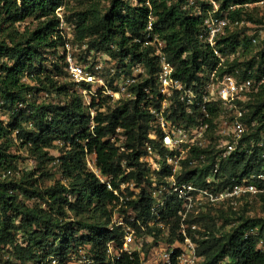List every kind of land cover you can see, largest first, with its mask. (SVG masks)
<instances>
[{
	"label": "trees",
	"instance_id": "obj_1",
	"mask_svg": "<svg viewBox=\"0 0 264 264\" xmlns=\"http://www.w3.org/2000/svg\"><path fill=\"white\" fill-rule=\"evenodd\" d=\"M213 1L217 7L208 0L200 12L191 13L190 0H83L87 6L73 13L75 42H88L115 60L122 71L138 64L144 67V73L129 86L128 99L112 105V97L98 90L88 105L68 74L65 56H58L66 40L57 10L67 7L68 0H0V108L11 118L7 123L0 118V171L7 172L5 177L0 174V261L64 264L86 256L91 264H143L138 252L110 255L108 244L116 240L122 246L123 231L112 226L119 206L122 213L126 206L136 212L145 227L139 228L141 234H155L156 228L148 224L153 204L146 186L150 161L143 158L148 155V145L156 156L169 152L158 119L151 112V107L161 109L164 99L157 80L161 63L158 41L163 44L160 51L174 67L173 77L200 100L215 71L219 78L236 69L243 78L264 76V28L253 33L237 30L217 38L216 48L225 56L223 64L214 46L201 36L210 15L228 19L222 37L232 25L250 17V4L264 0ZM30 19L31 23L23 26ZM258 47L262 49L256 55H247ZM238 51L243 55L236 56ZM61 76L67 79L63 81ZM41 93L55 95L57 101H44ZM241 105L247 108L249 121H259L257 129L261 130L264 83ZM188 107L176 92L164 115L173 125L188 127L200 114L196 104L192 112ZM208 110L212 123L219 110L215 105H209ZM13 147L26 150L36 160V167L19 169L21 157L11 151ZM52 149L59 155L52 154ZM90 156L109 178L107 182L89 168ZM214 161L212 148L190 149L182 159L179 181L204 185ZM48 165H53L62 179L45 185L42 179L55 177ZM262 167L258 151L234 154L222 164L214 189L240 182ZM162 174L168 171L164 169ZM131 184L138 190L136 195L134 191L125 193L132 190ZM114 190H119L120 196ZM256 197L264 205V194ZM243 201L248 205L246 198ZM180 210L181 203L170 197L162 213L166 226L179 228ZM243 210L226 218V231H218L214 222L206 223L204 231L198 225V264H264V217L248 216ZM188 222L197 221L189 218Z\"/></svg>",
	"mask_w": 264,
	"mask_h": 264
},
{
	"label": "built area",
	"instance_id": "obj_2",
	"mask_svg": "<svg viewBox=\"0 0 264 264\" xmlns=\"http://www.w3.org/2000/svg\"><path fill=\"white\" fill-rule=\"evenodd\" d=\"M211 2L217 7L215 1L211 0ZM61 9L62 7L57 10L58 15H60L59 11ZM228 23L227 18L210 16L206 20L207 30L201 35L214 46V52L220 64L225 62V56L216 48L217 38ZM151 27L150 23L148 28L151 29ZM66 46L70 49V43H67ZM162 46V42L158 41L157 55L160 56L161 63L157 80L160 93L164 99L161 109L151 107V112L158 119L163 132L162 141L169 152L165 153L164 156H157V164L150 165L152 173L160 175L161 179H153L154 187L150 191L153 204L148 224L155 228L166 226L162 221V213L167 207L168 199L174 196L181 203V210L179 211L181 219L177 229L179 231L178 238L154 245L147 251L144 249L145 243L154 242L155 234H141L139 228L145 230V227L136 212L126 206L125 212L122 213L119 211V206L114 211L112 226L122 229V246L119 247L116 240H113L108 244V252L114 257H120L122 252L129 254L138 252L143 264H198L200 257L196 238L199 234L196 230L199 226L196 222H188L190 213H194L196 217L194 214L192 215L197 218L201 213L207 212L211 206L226 205L227 203L235 205L243 201L244 198L248 199L264 194V127L258 130L259 121L256 119L249 121L248 110L244 105H241V102L246 101L250 93L257 91L264 83V76L260 78H243L241 71L236 69L234 73L225 74L219 78L216 76L215 71L211 77L212 82L208 83L202 100H200L193 91L185 89L182 81L173 77L174 67L160 51ZM66 61V69L71 80L84 101L90 105L92 95H95L93 92L95 86L100 88V85H104L103 78L98 75L103 68L97 65L94 70H90L87 65L78 62L71 53L67 54ZM136 70L144 72V67L138 64ZM134 82V76L127 79L122 78L118 90L109 91L108 93L116 98H120L125 94L130 97L128 88ZM176 92H180L181 99L188 103L189 112H192L191 107L195 104L200 109V114L195 116V122L188 127L173 125L164 115V110L168 107L170 98ZM209 105H215L219 110V115L212 123L208 120L211 118L208 110ZM91 113L94 116L93 109ZM213 131L218 142L215 149L211 146L212 141L210 138ZM208 147L214 150L215 161L205 179V184L180 182L178 178L182 174V159L188 151L192 148L207 149ZM147 151L149 157L154 153L149 145ZM257 151L262 159L263 167L261 171L255 172L242 181L235 182L220 190L214 189L215 184L220 181L218 174L222 164L231 156L237 153L252 154ZM145 157L143 159L148 161ZM202 158H204V155ZM161 162L165 165H159ZM192 163L196 164L197 160L192 161ZM88 166L102 182L108 181L109 178L97 167L95 158L93 161L88 158ZM164 169L168 171V174H162ZM0 174L5 177L7 172L0 171ZM125 186L123 184L122 188H125ZM109 187L111 188L110 185ZM131 187L134 189L133 184H131ZM114 193L120 196L119 190H114ZM121 199L123 200L122 197ZM255 230H257V227L252 228L250 233ZM154 233L156 232L154 231ZM166 235L169 236V232ZM56 263L57 261H53L52 264ZM89 264H91L90 261Z\"/></svg>",
	"mask_w": 264,
	"mask_h": 264
},
{
	"label": "rangeland",
	"instance_id": "obj_3",
	"mask_svg": "<svg viewBox=\"0 0 264 264\" xmlns=\"http://www.w3.org/2000/svg\"><path fill=\"white\" fill-rule=\"evenodd\" d=\"M83 0H68V8L67 7H62V9L59 11L60 12V19H61V24H60V30L62 31L66 44L70 43V49L67 48L65 45V48L59 49L58 56L64 55L65 59L67 57L68 53H71L72 56L80 63L87 65V67L90 70H94V68L97 65H100L103 70L102 72L100 71L98 73L99 76H101L104 80V85H100V88L95 86V90L93 91L96 94H98V90H102V93L104 95H110L108 92L113 91L116 88L117 82L121 81L123 79H127L128 77L134 76V77H139L141 73L139 70L133 69L134 66L131 67H126L125 71H122L124 68H120L119 64L116 63L115 60H113L111 57H109L107 54L103 52H98L94 48H91L90 44L88 42L84 43H79L75 42V37H74V31H75V22L73 19V13L77 9H84L87 4L82 3ZM211 1V0H209ZM208 2V0H190V5H191V13H198L200 12V9H202L203 3ZM249 10V16L246 15L245 18H247L244 23H241L239 25L234 24L232 25L229 30L225 31L223 36L221 35L218 37L219 39H223L228 35L233 34L234 32L242 31V29L248 30V33H253L256 29H263L264 28V1L258 2V3H252L248 6ZM214 15V14H213ZM212 15V16H213ZM211 16V15H210ZM209 16V17H210ZM32 19L27 21L26 23L23 24H30ZM262 49V47H258L257 49H253V51L249 54H247L249 57L252 55H256L258 50ZM241 52V53H240ZM238 51L236 52V56L243 55V51ZM244 58V56H242ZM49 58L53 59L54 61H59L57 57H54L52 55H49ZM60 65H62L61 62H59ZM120 71H122L120 73ZM60 79L65 81L67 78L66 76H61ZM212 82V79L209 81V83ZM105 92H104V91ZM94 96V95H92ZM111 96V95H110ZM112 99L110 100L112 105H115V102L121 98L123 99H128V95H123L120 98H116L111 96ZM40 98L44 101H57V97L55 95H49L47 93H41ZM0 118L5 121V123L10 122L11 118L9 115L3 111L0 108ZM121 141L124 139L123 136H120ZM211 138V146L215 149L217 142V137L214 131L210 135ZM11 151L17 155H20L19 159V169L26 170V169H33L36 167V160L31 157L26 150H18L16 147L11 148ZM51 153L54 155H59V152L56 149H52ZM95 157L90 156L89 159L93 161ZM148 159L149 165H155L158 162V157L153 153L150 157L147 155L145 157ZM163 163L161 162V164ZM48 171L54 175L55 177L53 178L54 180H51L50 178L48 179H42V183L45 185H49L52 183V181H55V179H62L61 174L59 171L53 167V165H48L46 167ZM151 171V169H150ZM161 179L160 175H156L154 173H150L149 180L146 182V186L149 191H151L154 187L153 185V179ZM124 189V187H123ZM134 191L132 189L131 191H125L127 195H131V192ZM136 191H134V194L136 195ZM133 197V196H132ZM247 201L249 202L248 205L245 206L246 201H241L235 205L227 203L226 205H217V206H211L206 213H201L198 217L199 218H194L196 215L194 213H190L189 218L196 220L197 224L202 228L204 231L205 227L204 225L206 223H212L214 222L216 224V229L220 232L226 231L229 229V226L226 224V218H234L235 217V212L241 213L243 212L244 208L246 209L247 215L248 216H254V217H259L263 216L264 217V205L259 201L257 197H251L248 198ZM194 214V216L192 215ZM206 217V219H202L203 217ZM202 219V220H201ZM155 240L154 242H146L144 249L149 251L154 245H158L160 243H165V242H170L169 239H177L178 238V230H173L169 226H164V228L157 227L155 229ZM169 232V236L166 235V233ZM159 242V243H158ZM87 252V251H86ZM86 252H82L83 255H87ZM8 258H4L3 261H0L2 264H7L6 261ZM64 264H89V260L86 259V256L83 257H76L68 260Z\"/></svg>",
	"mask_w": 264,
	"mask_h": 264
}]
</instances>
